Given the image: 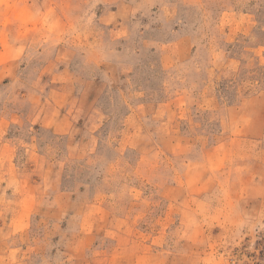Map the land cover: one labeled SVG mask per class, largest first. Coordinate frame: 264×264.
Instances as JSON below:
<instances>
[{"label":"rangeland","instance_id":"1","mask_svg":"<svg viewBox=\"0 0 264 264\" xmlns=\"http://www.w3.org/2000/svg\"><path fill=\"white\" fill-rule=\"evenodd\" d=\"M264 0H0V264H264Z\"/></svg>","mask_w":264,"mask_h":264},{"label":"trees","instance_id":"2","mask_svg":"<svg viewBox=\"0 0 264 264\" xmlns=\"http://www.w3.org/2000/svg\"><path fill=\"white\" fill-rule=\"evenodd\" d=\"M257 246H259V247L256 248V250H258V252L260 253L261 257H263V255H264V237H262V238L257 242Z\"/></svg>","mask_w":264,"mask_h":264}]
</instances>
